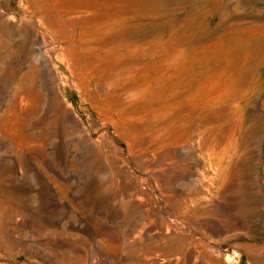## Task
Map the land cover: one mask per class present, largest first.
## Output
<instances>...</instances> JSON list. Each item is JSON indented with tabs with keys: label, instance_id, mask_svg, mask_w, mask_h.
I'll list each match as a JSON object with an SVG mask.
<instances>
[{
	"label": "rangeland",
	"instance_id": "374dc122",
	"mask_svg": "<svg viewBox=\"0 0 264 264\" xmlns=\"http://www.w3.org/2000/svg\"><path fill=\"white\" fill-rule=\"evenodd\" d=\"M0 264H264V0H0Z\"/></svg>",
	"mask_w": 264,
	"mask_h": 264
}]
</instances>
